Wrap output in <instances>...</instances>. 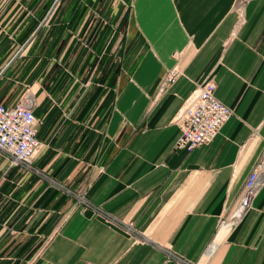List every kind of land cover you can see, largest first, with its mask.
Segmentation results:
<instances>
[{"label":"crops","instance_id":"crops-1","mask_svg":"<svg viewBox=\"0 0 264 264\" xmlns=\"http://www.w3.org/2000/svg\"><path fill=\"white\" fill-rule=\"evenodd\" d=\"M237 4L0 0V102L33 100L41 170L0 153V264H264V182L228 217L264 153V0ZM211 77L234 112L178 148Z\"/></svg>","mask_w":264,"mask_h":264},{"label":"built area","instance_id":"built-area-1","mask_svg":"<svg viewBox=\"0 0 264 264\" xmlns=\"http://www.w3.org/2000/svg\"><path fill=\"white\" fill-rule=\"evenodd\" d=\"M244 0H238L241 10ZM178 69L167 72L161 79L160 91L174 80ZM216 81L209 78L200 85L186 100L177 114L181 134L176 147L193 150L211 140L222 125L233 114L234 108L223 102L216 94ZM33 100L24 96L14 104L0 102V153L12 165L41 172L33 160L40 141L37 138L38 117L33 109ZM264 182V153L259 157L246 179L240 197L229 211L228 217L235 223L251 206L253 198ZM227 218V217H226Z\"/></svg>","mask_w":264,"mask_h":264}]
</instances>
